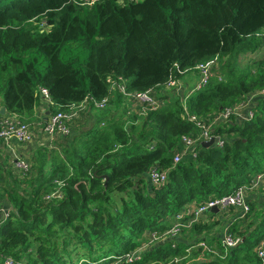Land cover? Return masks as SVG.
<instances>
[{
  "label": "trees",
  "instance_id": "1",
  "mask_svg": "<svg viewBox=\"0 0 264 264\" xmlns=\"http://www.w3.org/2000/svg\"><path fill=\"white\" fill-rule=\"evenodd\" d=\"M90 1L0 0V107L24 119L34 114L41 87L62 108L105 97L119 77L128 90L144 91L164 85L175 64L189 71L218 57V66L185 103L177 96L145 114L123 111L74 137L63 161L39 151L38 174L24 180L26 187L19 180L0 193V208L4 201L12 206L2 221L0 261L34 254L27 264H110L111 254L139 247L143 232L167 231L188 202L234 192L264 160L261 98L252 119L217 125V134L228 135L222 145L202 143L197 158L173 165L182 135L199 134L188 113L219 112L264 87V53L252 56L264 50V0ZM244 57L252 62L243 68ZM154 166L169 169L164 187L144 185ZM55 181H63V198L48 201ZM66 231L81 247L67 250ZM257 240L221 246L217 254L200 246L190 255L169 243L146 250L135 264H259Z\"/></svg>",
  "mask_w": 264,
  "mask_h": 264
},
{
  "label": "built area",
  "instance_id": "2",
  "mask_svg": "<svg viewBox=\"0 0 264 264\" xmlns=\"http://www.w3.org/2000/svg\"><path fill=\"white\" fill-rule=\"evenodd\" d=\"M96 0H91L94 3ZM126 0H121L123 3ZM137 1V0H128ZM47 22L41 25L45 27ZM264 37V30L260 33ZM218 66V57L209 61L199 63L195 69L200 73V80L192 92L202 89L209 82L210 77L213 75V70ZM175 69L180 74L187 72L188 70H182L178 64H175ZM172 70L171 76L164 86L173 88L177 86V78L174 75L175 71ZM119 91L125 97H127L137 108H139L140 114H145L151 109H156L163 105L156 92L155 88H150L144 91L128 90L127 82L123 78L119 77L117 80H113L110 86L109 94L101 99H96L93 96H86L80 103H69L65 107H57V104L52 100L49 89L46 87L40 88V94L43 96L49 105V113L46 118L42 119L43 130L50 136L64 135L68 136L72 132L73 121L80 116L81 113L87 112L89 107L92 105L95 109L105 110L110 103L113 101V91ZM253 97L264 98V87L259 90H255L244 98L240 103L230 105L223 110L209 114L207 116H197L188 113L190 121L194 122L199 129V134L182 135L180 139V146L175 150L173 165L180 163L186 157L197 158L199 155L200 145L203 142H208L213 138H219V145L224 143V135L217 134L216 127L220 123L227 122L231 119H236L239 123L246 120H250L255 116L254 109H251L247 114L244 113V108L249 104V101ZM35 135L34 129L31 124L22 119L17 114L5 115L0 118V141L9 145L11 140L16 139L20 143H29L33 140ZM15 169L23 179H26L32 170V162L29 158L24 156H17L14 161ZM148 177L152 185L162 186L169 181V169L160 168L154 166L150 169ZM60 185L50 194H47L45 198L51 200L53 198L62 199L63 193L61 187L63 181H58ZM264 183V170L256 173L247 184L241 185L234 192L219 197H211L206 200L193 201L195 205L192 212H188L185 216L167 231L162 234L157 232H151L149 234L148 242L144 247H138L134 250L124 253L121 256L112 255L110 258L118 263L124 264H135L142 260L144 248L152 246L160 237H177L182 234L185 230L192 228L196 223H199L203 216L211 210L213 207H217L221 210H230L233 207L243 209L245 214L251 212V206L246 200L245 193L249 190H254ZM9 212L3 208H0V239H1V227L2 221L5 220ZM241 237L230 230H227L224 236V246L226 248H234L241 242ZM175 247V244H174ZM217 253V252H214ZM258 256L260 263L264 264V249L258 250ZM0 264H25L23 259H16L12 255H1Z\"/></svg>",
  "mask_w": 264,
  "mask_h": 264
},
{
  "label": "crops",
  "instance_id": "3",
  "mask_svg": "<svg viewBox=\"0 0 264 264\" xmlns=\"http://www.w3.org/2000/svg\"><path fill=\"white\" fill-rule=\"evenodd\" d=\"M263 52L264 50L259 51L258 54H261ZM258 54L253 53L252 56ZM188 73L189 71L182 73L179 77H176L178 83L177 86L173 88H168L164 85L155 88V92L162 103H165L166 100L170 101L177 96L181 99H184L185 95L186 97H189V95L192 93L193 89L199 82L198 80L200 77V73L195 71L194 76H190L188 75ZM113 94V101L105 110L95 109L91 105L87 112L81 113L80 116L73 121L72 132L68 136L60 134L50 136L43 130V122L41 120L47 117L50 109L47 100L43 96H40L39 103L34 111V114L30 117V124L33 127L39 128L36 129V131L34 130L35 135L33 140L29 143L24 144L20 143L16 139H13L11 140V143L9 145L0 141V193L4 192L5 189L10 188L13 182L25 180H22V177L15 169L14 161L17 156H24V158H29V160L31 161L29 152H31L32 154H37L39 153V151L46 149L45 151L47 152H55V154L59 153L61 155L59 159L60 161H63L65 151L69 147L74 137H79L82 134L88 133L94 128H101L95 126L104 125L111 117L116 115L118 116L123 111L130 115L134 113L140 114L139 108H137L127 97H125L124 95L121 96L122 94L119 91L115 90L113 91ZM162 95H165V97L161 98L160 96ZM259 99L261 98L253 97L252 100L249 101V104L245 106L244 113L247 114L251 109L256 108ZM183 102L185 103L186 100H184ZM122 106H124V108H122ZM2 107H0V118L9 114L8 111L2 113ZM56 108H58V106ZM25 118H27V116ZM213 145H219V143H214ZM45 160L46 161L44 162H46L47 165L50 159L48 158ZM263 170L264 160L261 162L260 168L258 170L253 171L252 173H250V175L247 176L248 179L246 178L247 181L244 182L243 185L247 184L256 173ZM7 183H9V186H6ZM148 183V186H151L149 178ZM245 196L246 200L251 206L250 213L245 214L243 209L238 207H233L230 210H209L203 216L201 221L197 223L196 229H187L177 237H160L159 240L156 241L152 246L145 247L144 251L153 249L155 247H160V245L164 244L171 243L174 246V244L179 243L180 245H182L185 251L188 252L189 255L190 253L195 251V248L200 246H204L206 250L211 253H219L220 247L224 246L223 242L225 233L227 230H230L234 231L235 233L239 232V235H237L240 237L242 234L246 233L245 237L242 238V241H244L247 237H250L252 238L251 243L257 240L256 238L261 235L260 239L257 240L253 248L254 252L258 253L259 249H264V224L261 223L262 221H264V183L254 190L247 191L245 193ZM211 197L214 196H209L203 200ZM194 207L195 205L193 204V201H190L185 206H183L180 211L172 218L170 227L179 222L186 213L192 212ZM150 232L152 231L146 232V234L144 235V237L146 238L144 239L145 242H143L140 247H144L146 241L148 242ZM106 261L107 260H105V262ZM110 264H116V261L113 259V262Z\"/></svg>",
  "mask_w": 264,
  "mask_h": 264
},
{
  "label": "rangeland",
  "instance_id": "4",
  "mask_svg": "<svg viewBox=\"0 0 264 264\" xmlns=\"http://www.w3.org/2000/svg\"><path fill=\"white\" fill-rule=\"evenodd\" d=\"M46 27H48L47 26V24L45 25V27H41V31H43V30H45V28ZM264 53V52H263ZM263 53H261V54H259V55H257V58L259 57V56H262L263 55ZM256 56V55H255ZM64 57H66L65 55H64ZM254 59V58H253ZM252 61H250V57H244V58H241L240 60H239V65L241 66V67H246L247 65H250V63H251ZM252 69L254 68V66L253 67H251ZM195 71H197L198 72V70L197 69H192V70H189V73H188V75H190V76H194L195 75ZM200 76V75H199ZM201 77V76H200ZM200 77H199V80H200ZM198 80V81H199ZM197 81V82H198ZM260 88H257V89H255L256 91L257 90H259ZM161 98H164L165 97V95H162V96H160ZM188 99V97H186V95H185V97H184V99H182L183 101L184 100H187ZM243 99H241V100H238V102L236 101L235 103H240L241 101H242ZM169 100H166L165 102H168ZM122 108H124V106H122ZM130 114H128V116H129ZM133 118L131 117V118H129L128 120H132ZM25 121H27L28 123H31V118L30 117H27V118H25L24 119ZM32 126V125H31ZM32 128L36 131V129H39L38 127H33L32 126ZM233 133H235V132H233ZM236 134V133H235ZM227 134H225L224 135V137L226 138L227 136H226ZM231 136H234V134H232ZM235 136H238V133L235 135ZM225 141V140H224ZM29 156H30V158H31V162H32V164H33V167H32V173H31V175L29 176V177H27L26 178V181H28V182H30L31 180H32V178H33V173H34V175H37L38 174V164H39V162H40V160H42L43 158H40V155H38V154H32L31 152H29ZM53 157V155H51V157L49 158V159H51ZM65 170V169H64ZM70 170L72 171V169L70 168ZM72 173V172H71ZM22 180H23V178H22ZM58 180V179H57ZM24 182V181H23ZM147 183V184H146ZM146 183L144 184L146 187L148 186V181H146ZM27 185V182H24V185ZM55 184L56 185H60V183L58 182V181H55ZM26 185L24 186V188L26 187ZM166 185V184H165ZM165 185H162V186H156V187H158V188H160V187H164ZM6 186H9V183H7V185ZM5 186V187H6ZM49 186H46L45 187V189L44 190H46L47 188H48ZM57 188V187H56ZM44 190L42 191V193L44 192ZM46 196V195H45ZM48 201H50V200H48ZM111 205V204H110ZM111 206H115V203H112V205ZM127 229V228H126ZM126 229L125 230H123V231H121V230H119L120 232V234H118L117 236H125L126 235V233L124 232V231H126ZM146 232L147 231H145V232H143V234H142V237H140L139 238V240L140 241H142L141 242V244H143V242H145L144 241V239H146L145 237H144V235L146 234ZM70 233L71 232H68V231H66L65 232V237H66V239L71 243V245H69L68 246V251H71V250H73L75 247L76 248H78V247H81L80 246V244H77L78 242H77V237L76 236H73V235H70ZM151 233V232H150ZM58 241H60V239H58V238H56ZM97 241H99L101 244H103V246H105V248H108V246H109V244H110V242H107L106 240H103V239H100V238H98L97 240H96V242ZM104 241H106V242H104ZM146 243H147V241H146ZM140 247V246H139ZM138 248V247H137ZM195 249H197V248H195ZM25 258V263L27 264L28 262L27 261H30L31 259H35V256H34V254H26V256L24 257ZM74 259V262H77L78 260L77 259H80V258H73ZM110 259V258H109Z\"/></svg>",
  "mask_w": 264,
  "mask_h": 264
},
{
  "label": "water",
  "instance_id": "5",
  "mask_svg": "<svg viewBox=\"0 0 264 264\" xmlns=\"http://www.w3.org/2000/svg\"><path fill=\"white\" fill-rule=\"evenodd\" d=\"M5 111H6V108L5 107H2L1 112L4 113ZM214 143H219V138H213V139H211L208 142H203V144L205 146H210V145H213ZM105 177H106V180H108V176L105 175ZM3 206H4V209L6 210V212L12 210V206H11V204L8 201L4 202V205ZM211 210L218 211L219 208L213 207V208H211Z\"/></svg>",
  "mask_w": 264,
  "mask_h": 264
}]
</instances>
